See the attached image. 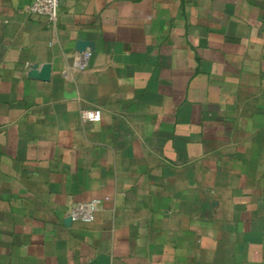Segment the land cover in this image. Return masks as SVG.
I'll list each match as a JSON object with an SVG mask.
<instances>
[{
    "label": "crops",
    "instance_id": "1",
    "mask_svg": "<svg viewBox=\"0 0 264 264\" xmlns=\"http://www.w3.org/2000/svg\"><path fill=\"white\" fill-rule=\"evenodd\" d=\"M30 1L0 0V264H264V0Z\"/></svg>",
    "mask_w": 264,
    "mask_h": 264
},
{
    "label": "built area",
    "instance_id": "2",
    "mask_svg": "<svg viewBox=\"0 0 264 264\" xmlns=\"http://www.w3.org/2000/svg\"><path fill=\"white\" fill-rule=\"evenodd\" d=\"M63 0H31L27 11L32 15L46 17L51 23L57 21L59 6ZM88 57V55H86ZM83 122L98 123L101 120V111L98 109L86 111L81 114ZM103 200L95 199L85 204L74 205L68 218L70 222L91 223L95 213L102 205Z\"/></svg>",
    "mask_w": 264,
    "mask_h": 264
},
{
    "label": "water",
    "instance_id": "3",
    "mask_svg": "<svg viewBox=\"0 0 264 264\" xmlns=\"http://www.w3.org/2000/svg\"><path fill=\"white\" fill-rule=\"evenodd\" d=\"M88 44L86 42H79L77 44V48L80 52L84 51L85 47L87 46ZM32 75L34 76H38L39 79L41 80H44V81H47L49 79V67L48 66H44L39 74H36L35 71L32 72Z\"/></svg>",
    "mask_w": 264,
    "mask_h": 264
}]
</instances>
